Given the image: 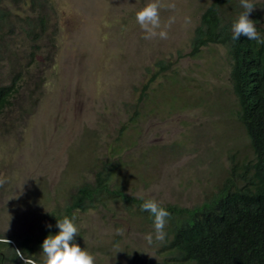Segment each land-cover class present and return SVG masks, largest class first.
Segmentation results:
<instances>
[{
  "label": "rangeland",
  "instance_id": "1",
  "mask_svg": "<svg viewBox=\"0 0 264 264\" xmlns=\"http://www.w3.org/2000/svg\"><path fill=\"white\" fill-rule=\"evenodd\" d=\"M47 1L46 31L32 55L23 27L29 3L0 4L11 23L0 26V77L22 72L20 92L0 114V177L7 179L0 233L37 232L44 213L63 207L82 177L91 179L88 166L109 144L124 145L115 180L135 198L190 209L228 177L242 182L255 154L237 122L231 60L221 43L190 48L212 0H159L162 24L175 17L167 39H145L136 23L152 0ZM134 205L108 200L73 210L76 237L95 264L165 262L162 242L145 240L153 220Z\"/></svg>",
  "mask_w": 264,
  "mask_h": 264
},
{
  "label": "trees",
  "instance_id": "2",
  "mask_svg": "<svg viewBox=\"0 0 264 264\" xmlns=\"http://www.w3.org/2000/svg\"><path fill=\"white\" fill-rule=\"evenodd\" d=\"M45 1L31 0V3L33 6L42 3L39 6L42 9ZM251 2L255 9L249 19L256 23L257 32L264 39V27L258 24L264 17L260 12L264 4L258 0ZM238 10L243 11L239 0H212L200 16L192 38V52L197 53L200 46L210 42L221 43L225 47L231 60L230 78L238 107L237 122L250 138L255 158L245 165L242 182L237 183L228 177L218 192L200 207L187 209L160 204L170 213L164 229L166 237L162 242V248L166 250L163 264H264V43L243 36L238 40L232 39L231 25ZM7 13L0 8V26L11 24ZM38 21L44 30L43 17ZM34 25L28 24V32L35 30ZM27 36L33 41L31 35ZM37 47L33 44L31 55ZM20 75H15L10 84H0V114L20 92L21 86L17 81ZM81 151L86 153L83 149ZM122 151L117 144H109L107 152L96 153L97 161L88 166L91 179L82 177L78 184L73 185L74 190L67 192L68 202L64 207L44 213L37 232L0 233V237L11 241L9 245L0 244V264H23L12 249L22 250L40 264L43 240L58 233L56 220L65 216L72 218L71 210L75 207L82 210L107 207L108 200H121L129 206L130 203L135 204L137 212L145 220L152 221L148 212L140 210L143 199L128 195L125 188L115 182ZM76 241L74 238V243ZM147 264L154 263L149 261Z\"/></svg>",
  "mask_w": 264,
  "mask_h": 264
},
{
  "label": "clouds",
  "instance_id": "3",
  "mask_svg": "<svg viewBox=\"0 0 264 264\" xmlns=\"http://www.w3.org/2000/svg\"><path fill=\"white\" fill-rule=\"evenodd\" d=\"M2 1L0 2V4L2 3ZM26 1L30 5L31 12H30L29 16L26 18V26L27 27H25V26H23V27L25 29L26 34L31 35L33 37V41L38 37L39 38L37 41H39V40H41L42 34H44L46 31V17L41 12H43V10L45 9L48 1L47 0L45 1L44 6L41 7L42 9H40V7H39L42 3L39 5L33 6L31 3V0H26ZM258 1L262 2V4H264V0H258ZM239 3H240V6L242 7L243 11L238 10L237 13L235 14L236 20L231 25L232 39L238 40L241 36H243L249 40H256L260 43H264V39H261L258 32H257L256 26H255L256 23L253 20L249 19L250 13H252L255 9L254 4L251 2V0H239ZM161 7H162V5L159 2V0H152V2L146 4L142 9H140L139 11L136 12L135 20H136V23L139 25V27L142 29V31L145 33V36H144L145 39H152V38H156V37H159L160 39H167L168 38V32L166 29L169 28L171 26V24H173L175 22V17H169L168 21L166 23L162 24L161 18H160ZM167 7L170 9H174L175 5L169 4V5H167ZM260 12H262L264 14V6L260 9ZM200 16H202V15H200ZM39 17H43V19H44V22H45L44 23V25H45L44 30H42L40 27V24H39L40 22L38 21ZM263 20H264V17L261 18V21H259V23L262 22ZM186 22H190V21L186 18ZM28 24H35L33 26V29H35V30L28 32L30 30ZM262 24L264 27V22ZM38 28H39V30H38ZM195 32H196V30L193 32V36H194ZM192 38L190 40L191 52H192ZM37 41L32 42V46H33V44L38 46ZM200 47H202V46H200ZM200 47H199V49H200ZM198 52H199V50H198ZM19 73H21V75L19 76L20 80H17V81L19 82V84L22 88V85H21L22 72L21 71L16 72L14 68H11L7 71L8 78L6 81L2 77H0V84L1 85L2 84H10L11 80H13L15 75L18 76ZM21 88H20V90H21ZM160 88L161 87H159L158 89H160ZM14 99L11 101H14ZM235 99H236V97H235ZM10 104H8V105H10ZM6 107L4 108L3 112L5 111ZM23 109H24L25 114L29 115V116L34 111V110H32L31 107H29L26 110H25V108H23ZM122 128H124V127H122ZM3 136H5V135H3ZM115 144H117L122 149L124 147L123 144H120V143H115ZM73 166L74 165H72L70 167V169ZM80 171L81 170H79V172L77 173L76 176H80ZM114 179H115V177H114ZM115 182H116V180H115ZM6 183H7V179L4 177H0V187H3ZM33 192H34V194H36L35 191H33ZM47 199H48V197H47ZM91 208H94V207H89L88 209H91ZM54 209H59V208L54 207ZM88 209H86V210H88ZM73 210H75V208L72 209L71 211H73ZM80 210H82V209H80ZM140 210L148 212L150 214V216L153 218L154 235L152 233H149L145 236V240H146L147 244L148 245L153 244L154 240L158 241V242H163L165 240V237H166V233H165L164 229L166 226L167 218L170 216V213L164 207H162L160 205V203H158L155 199H151V198L143 199V202L140 205ZM83 211H85V210H83ZM73 214H74V211H73ZM73 214L71 213L72 218L65 216L61 220H56L55 227L58 228L59 231L55 235H48L43 240V242L40 246L41 247L40 253H42V254L39 253L40 257H41L40 264H95V257L90 252L83 249L82 245L79 242V238L76 237V236H78V228L76 226L77 221H76L75 217L73 216ZM47 227L51 228L52 225H47ZM122 232H123L122 229L117 230L118 234H122ZM74 238H77L76 243L78 245L76 243H74ZM0 244L9 245V244H11V241L0 237ZM12 250L14 251L15 256L18 259H20L23 262V264H38V262L35 259H33L31 256H29V255L26 256L22 250H20V249H12Z\"/></svg>",
  "mask_w": 264,
  "mask_h": 264
}]
</instances>
